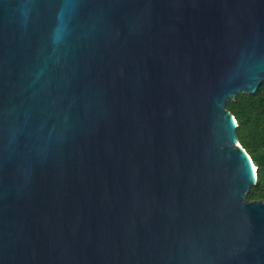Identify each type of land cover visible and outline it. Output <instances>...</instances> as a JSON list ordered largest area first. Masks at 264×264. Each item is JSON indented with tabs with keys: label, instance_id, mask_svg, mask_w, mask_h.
I'll list each match as a JSON object with an SVG mask.
<instances>
[{
	"label": "water",
	"instance_id": "1",
	"mask_svg": "<svg viewBox=\"0 0 264 264\" xmlns=\"http://www.w3.org/2000/svg\"><path fill=\"white\" fill-rule=\"evenodd\" d=\"M263 80L264 0H0V264H264Z\"/></svg>",
	"mask_w": 264,
	"mask_h": 264
},
{
	"label": "trees",
	"instance_id": "2",
	"mask_svg": "<svg viewBox=\"0 0 264 264\" xmlns=\"http://www.w3.org/2000/svg\"><path fill=\"white\" fill-rule=\"evenodd\" d=\"M226 108L235 116L238 140L256 166L257 181L246 198L264 200V80L255 93H239L227 100Z\"/></svg>",
	"mask_w": 264,
	"mask_h": 264
},
{
	"label": "bare ground",
	"instance_id": "3",
	"mask_svg": "<svg viewBox=\"0 0 264 264\" xmlns=\"http://www.w3.org/2000/svg\"><path fill=\"white\" fill-rule=\"evenodd\" d=\"M252 167H253V170H256V166L254 163L252 164Z\"/></svg>",
	"mask_w": 264,
	"mask_h": 264
}]
</instances>
